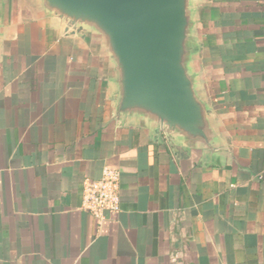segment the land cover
<instances>
[{"label": "crops", "instance_id": "obj_1", "mask_svg": "<svg viewBox=\"0 0 264 264\" xmlns=\"http://www.w3.org/2000/svg\"><path fill=\"white\" fill-rule=\"evenodd\" d=\"M0 46V264H264V0H198L195 58L226 152L111 121L114 87L88 40L28 0ZM121 172L98 223L83 182Z\"/></svg>", "mask_w": 264, "mask_h": 264}, {"label": "water", "instance_id": "obj_2", "mask_svg": "<svg viewBox=\"0 0 264 264\" xmlns=\"http://www.w3.org/2000/svg\"><path fill=\"white\" fill-rule=\"evenodd\" d=\"M12 1L0 0V46ZM28 1L66 36L97 47L114 87L111 121H141L211 158L226 152L196 69L198 0Z\"/></svg>", "mask_w": 264, "mask_h": 264}, {"label": "built area", "instance_id": "obj_3", "mask_svg": "<svg viewBox=\"0 0 264 264\" xmlns=\"http://www.w3.org/2000/svg\"><path fill=\"white\" fill-rule=\"evenodd\" d=\"M121 172L105 166L100 179L83 182L82 208L98 223L106 220V213L117 214L121 210Z\"/></svg>", "mask_w": 264, "mask_h": 264}]
</instances>
